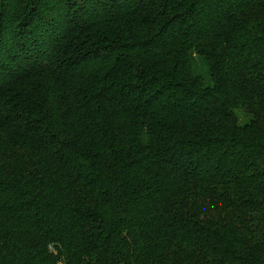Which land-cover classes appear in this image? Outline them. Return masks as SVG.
Instances as JSON below:
<instances>
[{
    "label": "trees",
    "instance_id": "trees-1",
    "mask_svg": "<svg viewBox=\"0 0 264 264\" xmlns=\"http://www.w3.org/2000/svg\"><path fill=\"white\" fill-rule=\"evenodd\" d=\"M0 264H264V0H0Z\"/></svg>",
    "mask_w": 264,
    "mask_h": 264
}]
</instances>
